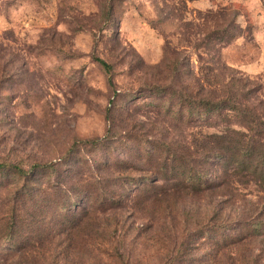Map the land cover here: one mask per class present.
Segmentation results:
<instances>
[{"label": "rangeland", "instance_id": "1", "mask_svg": "<svg viewBox=\"0 0 264 264\" xmlns=\"http://www.w3.org/2000/svg\"><path fill=\"white\" fill-rule=\"evenodd\" d=\"M248 111L264 0H0V164L56 165L0 170V264H264V181L204 146ZM163 146L204 186L163 181Z\"/></svg>", "mask_w": 264, "mask_h": 264}, {"label": "trees", "instance_id": "2", "mask_svg": "<svg viewBox=\"0 0 264 264\" xmlns=\"http://www.w3.org/2000/svg\"><path fill=\"white\" fill-rule=\"evenodd\" d=\"M97 62L105 71H110V66L107 65L103 60L97 59ZM164 92L165 90H160V96H162V94L164 95ZM190 99L191 116L193 120H202L208 122L210 119L213 120L215 118H219L221 121L223 112L239 110V108L235 107L236 104L230 102V100L221 101L220 99L218 101H214L209 99H196L193 97H190ZM203 114L206 115V117H203ZM222 117H224L223 120L228 119L227 115ZM241 118L246 126H248V131L254 132V137L248 138V135L245 134V132L228 129L220 135H207V141L204 144L206 148L205 150L208 155L215 156V158H218L221 161L229 159L230 162L232 161L235 164H238V166L241 167L243 171L250 172L251 174L256 175L257 178L264 181V122H259L258 116L250 111L242 114ZM251 125L256 126L257 129H252ZM95 142L96 141L92 143L94 144ZM163 147L165 148V151L162 152H165L166 160L164 159L165 161L163 160L159 164V173L160 175H163L160 178L163 177V181L166 182L167 180L165 179L163 172L172 169L173 176L179 178V180H181L180 182L183 183L182 179H184L186 184L193 186L194 188H201L204 186L201 181L203 178L199 173H197L195 176L188 177L190 172L186 171L180 165V163H182L181 155L177 156L174 154V152H170L167 147ZM169 160L170 163L171 161L177 163V166L170 167L168 163ZM55 166V164H35L31 167V169L23 170L18 166L6 165L5 163L0 164V170L5 172L14 170L13 172L17 176V179L22 182V185H27L32 181V178L35 174H38L40 171L45 173L54 169ZM195 181H197V186L193 185ZM21 189L26 188L23 187ZM236 240L239 239H231L230 243L235 242Z\"/></svg>", "mask_w": 264, "mask_h": 264}]
</instances>
